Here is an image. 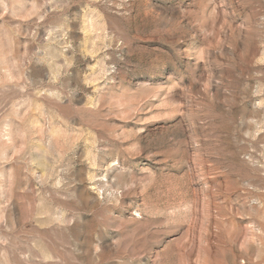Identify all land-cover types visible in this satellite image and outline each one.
<instances>
[{
    "label": "rangeland",
    "instance_id": "rangeland-1",
    "mask_svg": "<svg viewBox=\"0 0 264 264\" xmlns=\"http://www.w3.org/2000/svg\"><path fill=\"white\" fill-rule=\"evenodd\" d=\"M0 264H264V0H0Z\"/></svg>",
    "mask_w": 264,
    "mask_h": 264
}]
</instances>
